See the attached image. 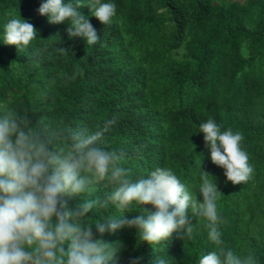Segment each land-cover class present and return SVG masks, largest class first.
Instances as JSON below:
<instances>
[{
	"label": "trees",
	"instance_id": "trees-1",
	"mask_svg": "<svg viewBox=\"0 0 264 264\" xmlns=\"http://www.w3.org/2000/svg\"><path fill=\"white\" fill-rule=\"evenodd\" d=\"M115 2L107 25L87 5L79 8L101 37L89 45L69 36L67 22L41 15V0H0V25L20 14L37 29V38L22 49L0 42V108H13L38 126L95 129L117 117L107 146L124 150L132 173L171 167L193 192L202 169L214 176L222 192L225 246L264 264V0ZM209 118L222 130L243 133L242 146L255 166L252 179L233 184L211 160L199 132ZM111 188L102 181L90 195ZM122 214L103 208L93 219ZM194 223L192 236L174 231L159 245L142 242L127 226L103 238L123 244L117 264L138 256L139 264H150L160 252H168L173 264H196L214 245L206 219L196 216Z\"/></svg>",
	"mask_w": 264,
	"mask_h": 264
},
{
	"label": "clouds",
	"instance_id": "clouds-1",
	"mask_svg": "<svg viewBox=\"0 0 264 264\" xmlns=\"http://www.w3.org/2000/svg\"><path fill=\"white\" fill-rule=\"evenodd\" d=\"M84 5L106 25L117 12L115 0H41L38 11L51 23L67 22L69 36L92 45L101 37L90 17L79 11ZM0 27V42L19 49L37 38L35 26L20 14H9ZM116 122L113 116L95 129L38 126L13 108H0V264H117L124 246L106 241V232L127 226L137 229L142 242L159 245L174 231L184 239L192 236L196 216L206 219L207 238L214 245L196 264H258L254 255L224 244L225 218L218 205L222 192L216 178L202 169L193 192L171 167L134 175L125 165L124 150L107 146V134ZM199 132L228 181L253 178L255 166L242 146L243 133L230 127L222 130L213 118L200 122ZM102 181L112 185L111 190L90 195ZM71 198L80 202L71 205ZM109 207L123 214L93 219L97 210ZM125 211L137 214L125 217ZM141 259L131 258L129 264ZM173 261L168 252H160L150 264Z\"/></svg>",
	"mask_w": 264,
	"mask_h": 264
},
{
	"label": "rangeland",
	"instance_id": "rangeland-1",
	"mask_svg": "<svg viewBox=\"0 0 264 264\" xmlns=\"http://www.w3.org/2000/svg\"><path fill=\"white\" fill-rule=\"evenodd\" d=\"M238 1L245 2L246 0H238Z\"/></svg>",
	"mask_w": 264,
	"mask_h": 264
}]
</instances>
